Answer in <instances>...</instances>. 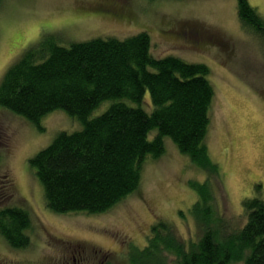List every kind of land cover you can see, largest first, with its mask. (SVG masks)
<instances>
[{"label":"rangeland","instance_id":"374dc122","mask_svg":"<svg viewBox=\"0 0 264 264\" xmlns=\"http://www.w3.org/2000/svg\"><path fill=\"white\" fill-rule=\"evenodd\" d=\"M248 1L264 16V0ZM143 30L154 55L178 54L209 67L214 96L206 143L220 168V177L212 178L214 206L237 227L245 220L242 200H264V43L241 27L236 0H5L0 8V79L48 33H57L68 45ZM143 102L150 111L148 91ZM40 125L42 129L0 106V171L11 178L14 203L31 218L25 247L10 246L0 233V264H161L160 255L142 252L157 219L173 225L178 238L196 237L191 205L198 192L190 180L206 174L168 137L164 153L143 164L135 192L103 212L57 213L46 206L43 186L28 160L58 132L80 129L82 123L56 109Z\"/></svg>","mask_w":264,"mask_h":264},{"label":"trees","instance_id":"16d2710c","mask_svg":"<svg viewBox=\"0 0 264 264\" xmlns=\"http://www.w3.org/2000/svg\"><path fill=\"white\" fill-rule=\"evenodd\" d=\"M236 12L243 30L264 43V16L248 0H236ZM62 41L57 33L42 36L0 79V106L39 129L56 109L82 123L58 132L28 160L46 206L57 213L108 210L138 189L143 164L164 153L168 137L206 174L190 180L198 192L191 205L197 234L178 238L173 225L157 219L142 252L160 255L161 264H264V200L244 198L245 220L234 228L214 206L212 178L220 177V168L206 143L214 96L209 67L178 54L154 55L145 30ZM146 91L150 111L142 107ZM104 101L109 105L92 116ZM13 196L11 178L1 170L0 233L20 248L29 244L31 218Z\"/></svg>","mask_w":264,"mask_h":264}]
</instances>
